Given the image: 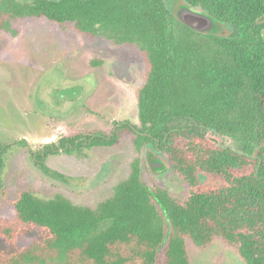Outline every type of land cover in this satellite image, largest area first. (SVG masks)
Here are the masks:
<instances>
[{
    "label": "trees",
    "instance_id": "1",
    "mask_svg": "<svg viewBox=\"0 0 264 264\" xmlns=\"http://www.w3.org/2000/svg\"><path fill=\"white\" fill-rule=\"evenodd\" d=\"M182 4L222 21L226 33L189 30L176 17ZM25 18L135 46L145 63L138 125L113 122L107 133L76 132L38 149L25 139L0 145V193L6 159L17 150L68 184L47 167L49 158L115 148L130 134L138 153L150 146L165 154L188 194L179 199L147 182L138 159L95 207L23 192L13 215L0 217V240L15 244L27 228L46 235L12 254L0 251V264H157L160 254L162 264H190L187 240L199 249L220 240L245 264H264V0H0V34L16 35ZM199 176L224 185L204 188Z\"/></svg>",
    "mask_w": 264,
    "mask_h": 264
},
{
    "label": "rangeland",
    "instance_id": "2",
    "mask_svg": "<svg viewBox=\"0 0 264 264\" xmlns=\"http://www.w3.org/2000/svg\"><path fill=\"white\" fill-rule=\"evenodd\" d=\"M172 1L167 0L169 5ZM14 29V36L0 34V145L25 139L38 149L76 132L107 133L113 122L138 125L136 90L142 85L145 63L135 46L116 47L105 39L80 35L71 27L62 30L44 18L22 19ZM95 59L101 65L89 67ZM135 159L147 182L179 199L187 197L182 177L171 171L165 154L150 146L138 153L132 135L125 134L115 148H94L81 158L64 154L49 158L47 167L68 177V184L44 176L32 166L26 151H15L7 157L1 176L0 217H11L19 194L28 191L43 199L61 195L75 205L95 207L128 176ZM150 159H159L167 170L148 172ZM243 172L248 169L239 170ZM199 183L204 188L224 185L204 176H199ZM45 235L27 228L15 244L0 240V251L12 254ZM186 251L190 264H245L220 240L205 249L187 240ZM157 264H162L161 254Z\"/></svg>",
    "mask_w": 264,
    "mask_h": 264
},
{
    "label": "water",
    "instance_id": "3",
    "mask_svg": "<svg viewBox=\"0 0 264 264\" xmlns=\"http://www.w3.org/2000/svg\"><path fill=\"white\" fill-rule=\"evenodd\" d=\"M176 17L180 24L189 30L200 34L224 35L226 33L225 24L205 13L201 9L182 4L176 10ZM264 37V31L262 32ZM152 170L156 174H161L167 170V166L159 159L152 162Z\"/></svg>",
    "mask_w": 264,
    "mask_h": 264
}]
</instances>
